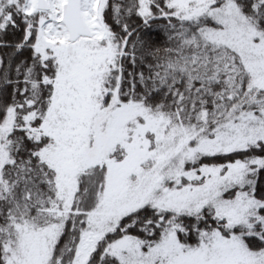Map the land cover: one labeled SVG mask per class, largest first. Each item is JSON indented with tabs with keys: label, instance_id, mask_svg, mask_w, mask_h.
<instances>
[{
	"label": "snow or ice",
	"instance_id": "obj_1",
	"mask_svg": "<svg viewBox=\"0 0 264 264\" xmlns=\"http://www.w3.org/2000/svg\"><path fill=\"white\" fill-rule=\"evenodd\" d=\"M0 264H264V0H0Z\"/></svg>",
	"mask_w": 264,
	"mask_h": 264
}]
</instances>
